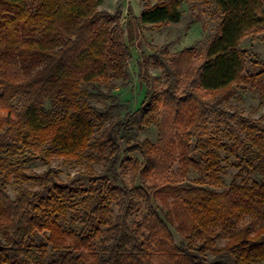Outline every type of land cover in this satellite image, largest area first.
I'll list each match as a JSON object with an SVG mask.
<instances>
[{"label":"trees","instance_id":"obj_1","mask_svg":"<svg viewBox=\"0 0 264 264\" xmlns=\"http://www.w3.org/2000/svg\"><path fill=\"white\" fill-rule=\"evenodd\" d=\"M103 1L0 0V264L42 259L44 264H154L159 253L174 264L264 263V116L234 112L219 121L227 143L206 137V113L216 94L227 100L235 87L253 86L264 77V63L258 73L243 74L246 52L240 49L247 34L264 31V0H185L212 4L219 14L215 34L202 49L175 56L165 48L150 54L137 50L144 99L127 119L158 131L154 143L135 141L126 148L143 160L141 165L124 161L138 186H118L117 175L108 178L107 168L117 161L112 136L119 121L110 122L95 141L98 156L86 155L97 126L113 110L92 105L87 87L108 86L110 77L124 75L135 44L131 23L151 30L176 24L183 0H141L139 16L128 5L127 38L122 12L99 10ZM187 59L201 64L182 87L177 65ZM151 66L162 70L165 88H155L159 80ZM104 144L111 158L103 154ZM221 151L236 158L238 169L226 191L213 189L224 185ZM54 158L85 162L88 188L59 180L50 165ZM98 159L105 161L101 172L91 164ZM37 161L46 169L26 173L23 167ZM171 162H177L178 180L165 172ZM191 170L204 179L188 183ZM11 177L35 188L20 187L11 198ZM166 192L175 193L191 221L185 247L172 246V235L153 206ZM141 206L145 212L137 221ZM244 218L249 223L239 227ZM222 236L226 242L218 246Z\"/></svg>","mask_w":264,"mask_h":264},{"label":"rangeland","instance_id":"obj_2","mask_svg":"<svg viewBox=\"0 0 264 264\" xmlns=\"http://www.w3.org/2000/svg\"><path fill=\"white\" fill-rule=\"evenodd\" d=\"M128 5L133 9L134 15L139 16L142 10V2L139 0H104L99 6V10L114 14L117 9L122 12L120 24L123 25L125 38H127V19L126 10ZM181 17L176 24L165 25L158 30H151L148 26H135L131 23L132 36L135 37L134 48L131 49L132 59L127 63L124 69V75L118 77H110L109 85L105 83L101 85H90L88 91L93 94L89 102L97 108L104 106H113L110 118L103 121L96 128L93 135L90 148L86 151V155L98 156L95 141L101 137L104 130L109 126L110 122H118L113 128V136L115 144L118 147L117 161L114 165L109 166L108 178L112 179L117 175L115 183L118 186L127 184L128 186H138L139 182H132V170L130 166L125 165V160L137 162L139 165L143 163L139 153H128L126 148L135 141L148 140L154 143L157 140L158 131L155 126L139 127L132 122H128V117L139 109L143 99L144 91L139 88L137 81V66L138 52L143 51L145 54L152 53L153 49L165 48L170 56H175L184 50H193L196 54L202 49L207 40L215 34V28L219 21V14L212 4L202 2L181 1L180 5ZM134 25V26H133ZM240 49L246 52L244 63V75L251 76L259 72L260 64L264 63V31L247 34L241 41ZM257 62V64H256ZM200 62L195 59H187L178 61V70L183 75L182 87H186L195 77L200 66ZM151 74L159 81L155 84V88L161 90L165 88V77L161 69L156 66H151ZM112 87L109 89V87ZM181 87V88H182ZM264 77H259L253 86L251 83L235 87L232 96L227 100L220 99V95L216 94V100L211 102V106L207 109V117L209 121V133L206 137H221L222 143H227V139L221 134L223 124L219 123L222 120H227L230 114L234 112L241 116H250L254 119L264 116ZM14 105L19 106V99L13 101ZM48 112L52 111V106L49 101L44 104ZM264 125V120H263ZM219 128V129H218ZM221 129V130H220ZM103 154L106 158H111L109 155L108 145L104 144ZM221 165L224 169L222 175L223 187L213 188L217 191H226L232 180L233 175L238 171L236 167V158L229 156L224 151L220 152ZM240 155V153L238 154ZM1 158L4 155H0ZM106 159V160H107ZM18 159L12 160L15 162ZM11 161V162H12ZM96 172H101L105 168L104 160H97L91 163ZM51 168L59 172V180L65 181L67 184H73L76 187L88 188V178L84 174L87 167L85 162L78 164L73 160L64 161L61 158H54L51 161ZM26 173H41L46 167L40 162H33L25 165ZM167 169V170H166ZM165 172L171 178L178 180V165L177 162L168 163ZM253 178L258 179L254 176ZM188 183L204 179L203 175L191 170L187 175ZM186 181L180 183L184 185ZM34 189L30 183H21L11 177L8 185V195L14 198L19 188ZM153 206L160 210L161 218L166 223L173 239L172 246L185 247L187 244L186 236L189 234L191 221L187 215L184 205L176 198L175 193L166 192L160 198L153 202ZM115 213L118 208L113 206ZM140 212L135 215L138 221L140 214L145 212L144 206L139 207ZM249 220L244 218L238 225L239 227L248 224ZM48 234L41 235V238H47ZM226 238L222 236L217 240L218 246H223ZM38 244V243H37ZM158 248V247H156ZM159 253V252H158ZM212 260L211 256L207 257ZM224 260H218L223 262ZM154 264H174L172 258L167 254H156L153 258ZM31 264H44L43 259L39 263L35 260ZM228 264H232L228 262ZM264 264V263H258Z\"/></svg>","mask_w":264,"mask_h":264},{"label":"crops","instance_id":"obj_3","mask_svg":"<svg viewBox=\"0 0 264 264\" xmlns=\"http://www.w3.org/2000/svg\"><path fill=\"white\" fill-rule=\"evenodd\" d=\"M137 2H139V0H137Z\"/></svg>","mask_w":264,"mask_h":264}]
</instances>
